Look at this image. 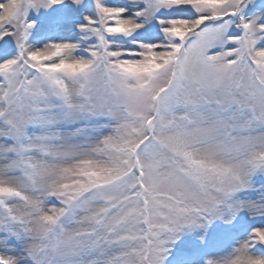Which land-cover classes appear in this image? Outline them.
I'll list each match as a JSON object with an SVG mask.
<instances>
[{"label":"snow or ice","instance_id":"snow-or-ice-1","mask_svg":"<svg viewBox=\"0 0 264 264\" xmlns=\"http://www.w3.org/2000/svg\"><path fill=\"white\" fill-rule=\"evenodd\" d=\"M0 264H264V0H0Z\"/></svg>","mask_w":264,"mask_h":264}]
</instances>
